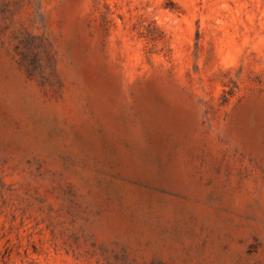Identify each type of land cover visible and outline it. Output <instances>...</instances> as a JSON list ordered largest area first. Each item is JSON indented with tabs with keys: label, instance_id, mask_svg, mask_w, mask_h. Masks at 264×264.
Masks as SVG:
<instances>
[{
	"label": "rangeland",
	"instance_id": "rangeland-1",
	"mask_svg": "<svg viewBox=\"0 0 264 264\" xmlns=\"http://www.w3.org/2000/svg\"><path fill=\"white\" fill-rule=\"evenodd\" d=\"M0 264H264V0H0Z\"/></svg>",
	"mask_w": 264,
	"mask_h": 264
}]
</instances>
